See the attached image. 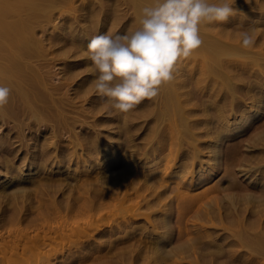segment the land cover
<instances>
[{
    "label": "bare ground",
    "instance_id": "bare-ground-1",
    "mask_svg": "<svg viewBox=\"0 0 264 264\" xmlns=\"http://www.w3.org/2000/svg\"><path fill=\"white\" fill-rule=\"evenodd\" d=\"M76 1L77 0H0V86L8 87L11 90L7 103L3 107H0V125H5L8 129L6 132L2 131L3 133H0V172L2 173V170H4L6 174L11 176V179L8 178L9 181L6 180L4 183L0 184V264H23L26 260L28 263L30 251L33 250L35 253V251H39L41 248V251H44L46 250L45 248L49 246H51L52 252L48 253L46 250L45 257L41 256L45 258L48 264H50L51 260L54 258L53 256L58 253L62 254L64 259L53 264H86V262L90 264H136L138 262L137 264H140L142 262L141 260H143V262L146 261V264H234L239 260V255L232 258L231 261L230 258L226 260V256H228L227 252L229 251L224 247L227 248V246H225V243L224 246L218 243L220 239L226 240L228 236L233 237L227 242L228 246L237 244H241V246L243 245L244 247L245 245L247 247L250 246L254 248L253 251L255 253L259 252L258 255L260 256L261 254L263 259L264 223L260 221L259 214H262L264 211V128L259 130L257 127L259 131L256 132L255 137L253 136V142L249 145V148L251 147L253 150L255 146H259L258 151L261 153L259 154L260 158L258 157V161L252 158L256 164L254 161L252 163L250 159H247V167L239 170L237 167L235 168V166L229 168L227 165L228 169L226 170H228V172L225 170L227 172V174L226 172L225 174L227 178H229L227 186L221 188L223 186L217 184V186H215L214 184L219 191L223 189V191H225V189H227V191L228 189L235 190L237 188L240 190L242 188L244 192L243 187L239 185L240 182L238 178H236V172L238 170V172L241 171L245 174L249 173L250 177L255 175V177L258 178L259 181L256 179V183L259 187H257L258 191H256L259 194L257 192H255L256 195L245 192L243 197L238 194V196L241 197L239 199L236 195H232V192L229 194L225 193V195H223L225 201L222 202V204L219 201L221 198L220 195V198L218 197V203L214 201V203L209 204L210 200H214V198H211L209 202L208 199L204 202L203 200L206 199L204 198L206 195L202 193L203 195L201 196L191 195L192 198L189 196L190 200L188 199L189 202L185 206V204H183L184 190H182L183 188L181 187L175 190L178 191L175 193L176 200L181 199L176 207L172 204L167 207L168 203H164L163 206L161 205V211L157 214H160L159 217L153 218L152 216H148L146 220L142 222H140L141 220H137L140 222V225L135 226V224L134 227L132 226V228L127 231L124 237L116 238H113L112 234L116 233L118 224H122V222L126 221H124V219L123 221L119 220L117 224L114 223V225L112 223L118 220V214V216L116 215V219L112 220L107 217H98L96 214L97 211L98 213L100 211L101 215V208L112 203V201L108 203L110 200H107L105 201L107 202L105 205L104 200H106V198H111L112 194H120L122 190H125L128 194L130 188H135V183L138 185L139 181L137 180L140 179L142 173L146 174V176L151 175L152 172H146L147 170L142 171L141 168L137 167L138 164L136 165V161L145 160V164L152 158L156 159L160 157V162H162L170 157L166 162L168 163L176 160L178 156L179 158L181 156H187V161H181L182 163L178 166L181 170L176 175L180 177L184 172L185 174L189 173L191 175L184 186L188 183L191 186H194L200 181L202 183L204 178L207 179L212 175L211 171L214 172L220 169L224 159L222 152L224 149L221 148V140L226 136H230V131H236L237 128H243L246 123H250L251 118L256 116L259 109L261 107L264 108L262 104V102H264V86H259V84L255 85L252 82L245 85H240L239 83L240 86H237L235 81L238 78L239 70L242 68H244L243 70H247L252 64H260L262 66L260 67V72L262 71L264 73V44L260 43L261 40L264 42V30L257 28L258 21L255 22L256 20L252 25H249V21L257 14L264 16V0H235L232 4L234 14L227 20L201 23L199 26V34L203 43L201 47L195 50L191 55L194 57H203V64L205 67L204 73L206 72L208 75L211 74V76L213 74V77H218L222 81L219 83L221 86L220 89L223 91L221 92L220 98L212 101H205L203 104L204 108H209V110L211 108L215 109L219 108L221 103L225 101L229 102L230 104L226 103L225 105H230L233 115L238 112L242 113H240L241 118H239V121H235V124H232L229 122L230 120H224L228 118V114L224 116V113H227L230 109L224 112L219 108V113L212 114L214 111H212V115L205 113L207 114V118H202L200 122H196V119L192 118L195 116L193 114H195L196 109L189 107L190 100L184 97L186 86L175 76L177 69L175 67L173 72L174 79L159 86L158 95L155 98L145 99L136 106V108L139 107L140 111L145 109L142 111V114L139 113L140 111L138 112V110H136L137 112H135L137 115H135V113L130 117L137 116L136 118H140L141 116L142 118L145 116L146 110H149L147 107H149L151 103H155V108H152V106L149 108L153 109L150 111L155 113L156 116V118H151V121L153 120L155 124H157L153 129L148 128L149 130L143 138V142H138V134H136L137 136L135 137V133L130 132L132 129L133 131L135 129L133 127L134 123L132 125H129L131 123L130 121V123H127V119H130L128 117L129 112L126 117L124 116L125 121L120 125V131L122 130V133L126 134V138L122 140V143L123 147L125 145V148L128 149L121 155L115 150L113 151V154L116 153L115 156L111 160H105L108 162H105L106 165L111 162L120 161V174H115L116 172L113 170L115 173L109 176L101 175L104 172L101 173L98 171L97 168L99 165H97L94 170H91L90 173L86 172L85 169H79L84 162H93L94 156H100V153L107 151L104 147H107V144L111 142H109L110 140L106 141V135L102 137L103 131L101 126L104 122L103 118H96L92 123H84L83 120V122L81 121L82 118L78 110L79 107H75V104L77 105V98L74 96V103L73 97L71 98L70 95H68V89L67 92L64 90L66 86L64 87L62 83L63 80L61 83H57L53 80L52 68L50 67L49 59L46 57L45 53L44 40L37 34V28L41 27L44 20L50 17V13L53 9H62L64 7L73 8ZM212 1L217 2V0H211V2ZM122 2L126 3L127 7L132 8L131 12H129V9L125 11V15L129 14L130 16L124 23V29L126 30V28L130 27L132 28L131 30H134L139 27L138 21L141 15V9L145 6L153 5L155 0H122ZM87 3L83 1V3L78 6L75 5L74 7H76V9L80 7L86 9L85 7H89L88 5H95L91 0L88 5ZM102 6H106V3ZM238 6L243 8V14L242 12L240 13L242 14L240 15L241 17H238L239 14L237 15L236 12ZM101 10L104 11V8ZM91 12L94 13L92 16H95L97 13V11H92V9ZM115 14L118 13L115 12ZM115 17H117V15H115ZM118 18L115 19L117 20ZM103 23H101L100 27H95L94 23L90 27L91 29H96V31H102L105 28V24ZM114 24H116V21ZM262 25H264V23ZM239 29L244 30L240 31ZM245 31L249 32L255 40L254 45L248 49L242 46L241 33ZM114 32L115 31L111 30L109 33L118 34V32ZM88 37L89 38L84 40L78 38L77 35H73L72 39L70 36L65 38L67 42L72 44L69 51H72V48H87L88 43L94 36L90 35ZM256 46L260 48L256 49ZM78 63L90 65L91 61L86 57ZM88 70L92 71L91 74L96 75L91 67ZM70 77L71 75L68 76V78ZM84 87L85 86H79L78 89L76 88V94L80 96V93L87 94L88 91L89 93L92 91L90 90L92 89L91 86H89V88L87 86L86 88L88 89H83ZM241 94L242 96H252V104H249L250 106L244 103L242 99H246L247 97L243 96L244 98H241ZM249 96L248 98H250ZM222 100L225 101L223 102ZM220 101L221 103L219 104ZM100 103L101 101H99V104ZM222 105H220V107H222ZM109 106L110 105H108V108L110 109L111 106ZM141 107H143V109ZM94 108L90 110H94ZM251 108L255 110L252 114ZM96 109L94 111H96ZM90 110L88 109L87 112ZM94 111L91 112H93V114L99 112L98 110L96 112ZM132 111H134V109ZM216 112L217 111H215V113ZM119 114L121 116L122 113ZM117 115L115 116L117 117ZM148 115H150V112ZM83 116L84 115H82V117ZM77 123H80V129H78ZM201 124L206 128H203L208 134H205L206 137L209 136L205 142L207 144L205 146L211 147L210 150L213 154V156H211L213 162L209 163L208 172L202 170V173L199 174L196 181L194 180V178H196L194 176V173H196L194 171L195 168L192 169V167L198 162L202 165L204 163L200 156L201 143L199 144L197 142H200V139L195 136V128L197 130ZM167 128L171 129L169 130L170 132L166 131L168 130ZM170 140L174 142V146H177V148H171V153L169 155L164 152L166 150L165 142H171ZM169 145L171 144L169 143ZM225 145L227 146L226 143ZM20 150L22 151L21 153H19ZM80 150L83 151V153H81ZM243 157L246 156L244 155ZM20 159L23 160L22 164L18 163ZM208 160L209 159L206 161ZM26 161L30 164V167H33V170H35L31 174H25L24 167ZM66 161L75 164L76 168L69 169L71 165L68 164L69 170H66L67 172L62 171L58 174L63 177L62 180L64 181H58L54 174L48 172L49 165L55 164L59 168V163L62 162L63 164L66 163ZM243 163L244 162H242V165ZM154 166L157 165H153L150 168L153 170ZM156 168L160 167L157 166ZM53 170H55V167ZM60 170L63 169L60 168ZM100 170H102V168H100ZM163 172L162 170V173ZM95 175L99 176V180H97L98 178L96 180L93 178ZM45 176L46 178L49 176L51 181H44ZM60 176L58 177L60 178ZM155 177L157 178V175ZM91 178L96 182H93ZM146 180L148 181L147 178L145 180H140L142 181L140 184L144 185H142L144 188H141L142 186L140 187V189H144L143 191H145L147 186L145 185L147 183ZM11 181H14V184L11 187H7ZM43 181L45 183H43ZM161 181H163H159L161 184L166 182L164 180ZM237 182H239V184ZM173 187L174 186H172V189L175 188ZM136 188V191H138L139 187ZM164 189L160 188L155 195L156 198L157 196L159 197L156 199L159 203H161L159 200L162 199L160 198L161 194L166 190ZM248 189L250 188L248 187ZM252 191L253 189L251 192ZM171 192L173 194V191ZM39 193H43V197L39 196ZM132 193L130 194L132 195ZM123 194L125 195V193ZM123 194L121 195L123 196ZM140 194L141 193L138 191V195ZM149 195L150 194H148V196ZM30 196H32V198H30V201H27V198ZM58 196L62 197L59 198ZM202 196H204V199ZM200 198L203 199L202 202L208 204L204 209L198 211L199 213H197V211L195 212V214L197 213L194 216L195 219H192V222L189 224L188 221H186V212H188L190 208L196 205L198 206L199 201H201ZM114 199L115 197H113V200ZM124 200H126V198ZM202 202H200V204H202ZM132 204L134 205V203ZM148 204L147 206H149ZM188 206L189 209H186ZM246 207L249 208V211H247L251 217L254 214L259 215V217L256 218L258 219L257 221H251V219H249L250 217L248 218L249 215L243 217L239 216L240 214L242 215L241 211H244ZM109 209H111V207ZM221 209L225 210L226 213L224 214L225 211L223 212ZM35 213L38 215L33 216ZM227 217L228 219H230V217L232 218L229 221ZM203 219L207 221L204 222ZM213 220H218L217 223L221 226L223 233H220L218 229H211L215 224ZM188 224L194 227L195 230L191 231L189 226H187ZM232 225H236L238 229ZM255 225L259 226L254 228ZM238 235L242 238L238 237L240 239L237 240L235 236ZM184 237L187 239L183 240L185 239ZM207 237H211V239H206ZM175 240L181 241L176 246L170 247V244ZM128 241H134L135 244L133 243V246L135 248L129 249L128 247L129 250L125 249L124 252L120 251L121 243L122 246L125 247L123 243ZM130 243L132 244V242ZM131 244L130 246H132ZM255 253L252 254L256 255ZM223 256L226 258L225 261L223 260L222 262L220 260ZM39 260L41 259L39 258ZM41 262L43 261L41 260Z\"/></svg>",
    "mask_w": 264,
    "mask_h": 264
},
{
    "label": "rangeland",
    "instance_id": "rangeland-1",
    "mask_svg": "<svg viewBox=\"0 0 264 264\" xmlns=\"http://www.w3.org/2000/svg\"><path fill=\"white\" fill-rule=\"evenodd\" d=\"M83 1L85 2V3H87L88 1L90 2V0H77L76 1V4L75 5H80L81 3H83ZM91 1H93L94 3H95V5L93 6V5H88V3H87V5L90 7H85L86 9H84V8H82V7H80L79 9L77 8L76 9V7H74L73 6V8L75 9H73L72 7H64V8H62V9H53L52 11H51V15H50V17L47 19V20H44V22H43V25L41 26V27H38L37 28V34H38V36L39 37H42L43 38V40H44V45H45V53H46V57L49 59V62H50V67L52 68V72H53V76H54V78H53V80L55 81V82H57V83H61L62 82V80H63V84H64V87L66 86V88H64V90L67 92V89H68V95H70V97L72 98L73 97V101H74V103H75V97L77 98L76 99V102H77V105L75 104V107L77 106V107H79V113H81V121L83 120L84 121V123H92L93 121H94V119H96V118H99V117H101V118H103V120H104V122H103V124H104V126H103V124H102V126H101V129H102V131H103V135H102V137H105V135H106V141H108V140H110L109 142H111V143H109V144H107V147H104V149L106 148L107 149V151H104V153H100V156H94V161L93 162H91V161H87V162H84L83 164H82V166H81V168H79V169H82V170H84L85 169V171L86 172H89L90 173V171L91 170H94V168H96V166L97 165H99L98 166V171H100L101 173H103V174H101L102 176H109V175H113L115 172V174H117V173H119V172H121V165H120V161H118V162H111L110 164H107L106 165V163H108L107 161H105L106 159H112L114 156H115V154L116 153H114L113 154V151H115L116 150V152L117 153H119L120 155L121 154H124L125 152H126V150L128 149V148H125L126 146L124 145V147H123V143H122V140L123 139H125L126 138V134L125 133H122L123 131L121 130L120 131V125H122L123 123H124V118L126 117V115H128V117L130 118L131 116H133V114H135L137 111L136 110H138V112L140 111V109H139V107L138 108H134V111H132V110H130L129 111V113L127 114V113H125V115H124V113H122L121 114V116H120V114L118 113V115H117V113H116V110H114V109H112L111 110V108L109 109L108 108V103H107V98H104V100H103V98L100 96V95H98L95 91H94V88L92 87V81L95 79V75H93V74H91L92 73V71H90V70H88V69H90V67L92 68V66H91V64L90 65H83V64H80V63H78L79 61H81L82 59H84V58H86L87 56L85 55V53L87 52V48L86 47H83V49H75V48H72V51H69V49H71L70 47H72V44L70 43V42H67L66 40H65V38H67L68 36H70V38L72 39V36L73 35H77V37L78 38H82V40H84V39H86V38H89L88 36H96V35H100V34H105V33H109L111 30H113V31H115L114 33H117L118 32V34H124V33H126V32H128V31H130L132 28H126V30L124 29V23L128 20V18H129V14H127V15H125V11L126 10H128L129 9V12H131L132 11V8H129V7H127V4L126 3H123L122 2V0H91ZM213 2V1H212ZM104 3H106V6H102ZM246 7V6H245ZM248 7V6H247ZM102 8H104V11L103 10H101ZM91 9H92V11H97V13H96V15L95 16H92L94 13L93 12H91ZM94 9V10H93ZM105 9H106V11H105ZM242 7H240V6H238L237 8H236V12H237V15H238V17H241L240 15H242L243 14V11H242ZM99 11V12H98ZM115 12L116 13H118V14H115ZM242 12V14H240ZM104 13V14H103ZM113 13H114V15H113ZM115 15H117V17H115ZM119 17V18H118ZM47 18V17H46ZM115 18H118L117 20L115 19ZM45 19V18H44ZM256 20V21H255ZM116 21V24H114V22ZM252 21V22H251ZM257 22L258 21V26H257V28L258 29H260V30H264V25H262L263 23H264V16H261L260 14H257L256 16H254L253 18H252V20H250L249 21V25H252V23L253 22ZM104 22V23H103ZM260 22V23H259ZM94 23V26L95 27H100V25H101V23H103V24H105V28H104V30H102V31H96V29L94 30V29H91V27L90 26H92V24ZM82 25V26H81ZM86 25V26H85ZM81 26V27H80ZM260 27V28H259ZM87 28V29H86ZM118 30V31H117ZM240 31H243V30H241V29H239ZM71 32V33H70ZM66 35H67V37H66ZM64 38V39H63ZM63 39V40H62ZM260 43H262V44H264V42H263V40H261V42ZM257 46H259V45H257ZM256 46V49L257 48H260V47H257ZM242 59V58H241ZM237 60V59H236ZM239 60V59H238ZM183 62V63H182ZM202 63V64H201ZM257 65V66H256ZM203 67V68H202ZM260 67H262L260 64H252V66H250L247 70H243L244 68H242V69H240L239 70V75H238V80L236 79L235 81H236V85L237 86H240V85H242V84H250L249 82H252L253 84H255V85H257V84H259V86H264V73L261 71L260 72ZM176 72H175V76L177 77V78H179L181 81H182V83L184 84V86H186V88H185V90H186V92L184 93V97H186V98H188L190 101H189V107L190 108H194V109H196V111H195V114H193V115H195V116H193L192 118H194V119H196V122H200L201 121V119L202 118H207V114H210V115H212V114H217V113H219L218 112V109L219 108H221L222 109V111H224L225 112V110H229L230 109V105L228 106V105H225L226 103L227 104H230L229 102H226L225 100V102L224 103H221V101L219 102V104L220 105H222V107L223 108H225V109H223L222 107H220V105H219V108H211L210 110H209V108H204V102L205 101H212V100H214V99H219L220 98V95L222 94L221 92H223V91H221V89H220V82H222L221 80H220V78H218V77H213V74H212V76H211V74L210 75H208V73H204V69H205V67H204V64H203V57H201V56H196V57H194V56H190V57H188V58H185V59H181L178 63H177V65H176ZM254 71V72H253ZM260 74V75H259ZM71 75V77L70 78H68V76H70ZM88 75V76H87ZM257 76H260V77H257ZM66 77V78H65ZM88 77H90V78H88ZM242 77V78H241ZM252 77V78H251ZM249 78V79H248ZM258 78V79H257ZM241 79V80H240ZM244 79V80H243ZM260 79V80H259ZM67 82V83H66ZM238 82V83H237ZM239 83H240V85H239ZM79 86H85L83 89H85L87 86H88V88H89V86H91V88L92 89H90V90H92L90 93H89V91H88V93L87 94H82V93H80V96L79 95H77L76 94V88L78 89L79 88ZM225 86V85H224ZM88 88H86V89H88ZM64 91V92H65ZM72 95V96H71ZM86 95V96H85ZM75 96V97H74ZM90 96V97H89ZM241 96V98H244L243 96H245V95H243L242 96V94L240 95ZM249 96V95H248ZM248 96H245V97H247L246 99L244 98V99H242V100H244V103H246V105L247 106H250L249 104H252V96H249L250 98H248ZM89 97V98H88ZM249 99V100H248ZM251 100V101H250ZM99 101H101V103L99 104ZM92 102V103H91ZM104 103V104H103ZM105 103H107V104H105ZM79 104V105H78ZM92 104H93V108L94 107H96V108H98V109H96V108H94V110L96 109V111L98 110L99 112L98 113H94L93 114V112H91V111H94V110H90V109H93L92 108ZM262 104H263V106H264V102H262ZM81 105V106H80ZM84 105V106H83ZM99 105V106H98ZM101 105V106H100ZM106 105H107V107H106ZM150 105V104H149ZM148 105V106H149ZM98 106V107H97ZM151 106H152V108H155V103L153 104V103H151V105L149 106L150 108H151ZM110 107V106H109ZM149 107H147L149 110H146V114H145V116H143L142 118H141V116H140V118L138 119V118H136V117H132V118H134V119H132V118H130V119H127V123L129 122L130 124L129 125H132L133 123H134V129L135 130H137L138 128V130L137 131H133V129L130 131L131 133L133 132V133H135V137L137 136L136 134H138V142H143V138L145 137V135H146V133L148 132V128H150V129H153L154 128V126H156V124H155V121H151V118L153 119V117H155L156 118V116H155V113H153L152 111H150V110H153V109H150ZM229 107V108H228ZM84 108V109H83ZM86 108V109H85ZM142 109H143V107H141ZM228 108V109H227ZM90 110V111H88L87 112V110ZM141 109V110H142ZM261 109H263V110H261ZM75 110H76V108H75ZM145 109H143L142 111H144ZM231 110V109H230ZM226 111L227 113H224V116L225 115H227L228 114V118L227 119H224V120H230L229 122L230 123H232V124H235V121H239V118H241V114L239 113H236V114H232V110L231 111ZM251 110H252V112H251V114L252 113H254L255 112V110H254V108H251ZM83 113H85V114H83ZM85 111V112H84ZM96 111H94V112H96ZM136 111V112H135ZM142 111H140L139 113L140 114H142L143 112ZM147 111H148V113H147ZM212 111H214L213 113H212ZM215 111H217L216 113H215ZM78 112V111H77ZM114 112V113H113ZM134 112V113H133ZM149 112H150V115H148L149 114ZM152 112V113H151ZM262 112V113H261ZM205 113H207V114H205ZM212 113V114H211ZM257 113H259V114H257ZM256 113V116H254V117H252L251 118V121H250V123H246L244 126L247 128V130H246V128L243 126V128H245V129H243L242 127V129L241 128H237L236 129V131L235 130H233V131H230L229 133V135L230 136H226L224 139H222L221 140V148L222 149H224V151H222L223 152V157H224V159H223V162H222V165H221V167H220V169L217 171H211L212 172V175L211 176H209L207 179H205L204 177V179L202 180V183H201V181L200 182H197V184H195L194 186H191V185H189V183L188 184H186L185 186H184V184L186 183V181H188V179L190 178V174L188 173V174H185V172L182 174V176H176L177 175V173L181 170L180 168H178V166H180V163H182V162H186L187 161V159H186V157L187 156H181L180 158H179V156H178V158L176 159V160H173V161H171V162H168V163H166L167 161H168V159L170 158H168L167 160H165V161H162V162H160V157L158 158H156V159H151L149 162H146L145 164H144V162H145V160H142V161H136L135 163H136V165L138 164V166L137 167H139V168H141L142 169V171L144 170V171H146V172H152L151 173V175L150 176H146V174H144V173H142L141 174V176H140V179L139 180H137V181H139V183H138V185H136V183L134 184V186H135V188L133 189V188H130L129 189V191H128V194H129V196H128V194L125 192V190H122L121 192H120V194L119 193H116V195L115 194H112V197L111 198H109V199H107L106 198V200H104V202L105 201H107V200H110V201H108V203L109 202H111L112 201V203H109V205L107 204V202H105V205L106 206H104L103 208H101V215H100V211H99V213H98V211H97V216L99 217H104V218H110V220H112V219H116V217L118 216L119 218H117L118 220H115V221H113V223L112 224H117V222L120 220H122L123 221V219H124V221H126V222H122V224H118V228L116 229V233H114V234H112V236H113V238H116V237H124V235H126V233H127V231H129L131 228H132V226L134 227V225L135 226H138V225H140V222H142L143 220L145 221L146 220V218L148 217V216H152L153 218H157V217H159L160 216V214L159 215H157L161 210L160 209H162V207H161V205L163 206V204L164 203H168V205H167V207L168 206H170L171 204L174 206V207H176L177 206V204L179 203V201L181 200V199H178V200H176V194L175 193H177L178 191H175V190H177V189H180L181 187L183 188L182 190H184V200H183V204H185V206L187 205V203L189 202L188 201V199L190 200V197H191V195L193 196V195H203V194H205L204 196H202V198L204 197V198H206L205 200H203L202 198H200V200L201 201H199V203H198V206H197V208H196V206L195 207H193V208H190L189 209V206L186 208V209H189V211L188 212H186L187 214V216H186V218H187V220L186 221H188V223L190 224L191 222H192V219H195V215L197 214V213H199L198 211H200L201 209H204V207L205 206H207V204L208 203H204V202H206L207 201V199H208V202H209V200L211 199V198H214V200L213 199H211L210 200V203L209 204H212V203H214V201H216L217 203H218V197L220 198V196H221V198L223 197V195H225V193L226 194H229V193H231L232 195H236L239 199L241 198V197H243L244 196V194H245V192L246 193H252V194H255V192H257L258 191V188L257 187H259L258 185H257V181H259L258 180V178H256L255 177V175H253V176H251L250 177V174L249 173H247V174H245L244 172L242 173L241 171H239L238 172V170L239 169H241V168H246L247 167V165H248V161H247V159L249 160L250 159V161H252V163H253V161H254V159H252V158H255V160L256 161H258V157H259V154H261L259 151H258V148H259V146H255V148H254V150L257 152H255L251 147L249 148V145L253 142V136L255 137V135H256V132H258L261 128H264V108L263 107H261L260 109H259V111ZM261 113V114H260ZM87 114V115H86ZM205 114V115H204ZM223 114V113H222ZM82 115H84L83 117H82ZM115 115H117V117L115 116ZM135 115H137V113L135 114ZM134 115V116H135ZM233 115V116H232ZM237 115V116H236ZM90 116V117H89ZM125 116V117H124ZM147 116H149V117H147ZM259 116V117H258ZM88 117V118H87ZM122 117V118H121ZM84 118V119H83ZM113 118V119H112ZM117 118H118V120H117ZM235 118V119H234ZM256 118V119H255ZM258 118V119H257ZM122 119V120H121ZM138 119V120H137ZM145 120V121H144ZM147 120H148V122H147ZM154 120H156V119H154ZM254 120V121H253ZM82 121V122H83ZM81 122V123H82ZM123 122V123H122ZM154 122V123H153ZM196 122H195V124H196ZM217 122V121H216ZM215 122V123H216ZM118 123H119V125H118ZM144 123V124H143ZM148 123V124H147ZM252 123V124H251ZM260 123H261V125H260ZM1 124V123H0ZM78 125V129H80L81 128V126H80V123H77ZM251 124V125H250ZM148 125V126H147ZM197 125V124H196ZM216 125H217V123H216ZM262 125H263V127H262ZM150 126V127H149ZM203 125L201 124L199 127H198V129L196 130V128H195V136L196 137H198L199 139H200V142L199 141H197L199 144L201 143V145H200V156H201V160L204 162L203 163V165L202 164H200L199 162L195 165V166H193L192 167V169H194V171L196 172V173H194V176L196 177V178H194V180H196L197 181V179H198V176H199V174H201L202 173V170H204V171H206V172H208V167H209V163H212L213 162V158L211 157V156H213V154H212V152H211V147L210 146H205V145H207L205 142H206V140L208 139V137H206V135H208L207 134V132H206V128L203 126ZM233 126H235V125H233ZM261 126V127H260ZM106 127V128H105ZM118 127V128H117ZM132 127V128H133ZM142 127V128H141ZM257 127H258V129H257ZM42 128H44V127H42ZM203 128H205V129H203ZM168 130H166V131H169V130H171V129H169V128H167ZM255 129V130H254ZM8 129H7V126H5V125H3V126H1L0 125V133H3V132H6ZM205 130V131H204ZM3 131V132H2ZM239 131V132H238ZM121 132V133H120ZM137 132V133H136ZM170 132V131H169ZM235 132V133H234ZM238 132V133H237ZM248 132V133H247ZM106 133V134H105ZM108 134V135H107ZM197 134H199V135H197ZM206 134V135H205ZM140 135H142V136H140ZM248 135V136H247ZM119 136V137H118ZM114 139H113V138ZM251 139H250V138ZM110 138V139H109ZM227 138V139H226ZM245 138V139H244ZM227 140V141H226ZM121 141V142H120ZM137 141V140H136ZM171 141V140H170ZM227 144V146L225 145V143ZM245 142V143H244ZM247 142V143H246ZM166 143V150H165V154H169L170 155V153H171V148L172 149H175V148H177V146L175 147L174 146V142H169V141H166L165 142ZM169 143L171 144V145H169ZM205 143V144H204ZM237 143V144H236ZM202 144H203V146H202ZM242 144V145H241ZM244 144V145H243ZM246 144V145H245ZM247 144H248V146H247ZM112 145V146H111ZM167 145H168V147H167ZM169 146H170V148H169ZM187 146V145H186ZM185 146V147H186ZM204 148V149H203ZM247 148V149H246ZM227 149V150H226ZM246 149V150H245ZM250 149V150H249ZM252 149V150H251ZM124 150V151H123ZM247 151V152H245V151ZM81 151V150H80ZM80 151H79V153H80ZM244 151V152H243ZM251 151H254V152H251ZM22 151L20 150V152L19 153H21ZM106 152V153H105ZM259 152V153H258ZM81 153H83V151H81ZM251 153V154H250ZM255 153V154H254ZM105 154V155H104ZM237 154V155H236ZM95 155H97V154H95ZM99 155V154H98ZM103 155V156H102ZM246 156V157H243V156ZM250 155V156H249ZM253 155V156H252ZM239 156V157H238ZM240 156H241V158H240ZM252 156V157H251ZM102 159H101V158ZM139 157V156H138ZM237 157V158H236ZM247 157H251V158H247ZM99 158H100V160H99ZM185 158V159H184ZM236 158V159H235ZM244 158V159H243ZM260 158V157H259ZM98 159V160H97ZM207 159H209L208 161H206ZM230 159V160H229ZM240 159V160H239ZM246 159V160H245ZM212 160V161H211ZM236 160H237V162H236ZM244 160V161H243ZM22 161L23 160H21L20 159V161H18V163L20 164H22ZM40 161H42V160H40ZM151 161H153V162H151ZM155 161V162H154ZM182 161V162H181ZM226 161V162H225ZM239 161H240V163H241V165H240V163H239ZM62 162H65V161H62ZM62 162H60L59 163V168L55 165V164H51V165H49V169H51V170H49L48 169V172H51L52 174H54L55 175V178L56 179H58V181H64V180H62L63 179V177L62 176H60V175H58V174H60V172H62V171H64V172H67L66 170H69V169H75L76 168V165L75 164H72L71 162L69 163L68 161H66V163H63L62 164ZM106 162V163H105ZM166 164H165V163ZM177 162V163H176ZM242 162H244L243 163V165H242ZM255 162V161H254ZM100 163V164H99ZM104 163V164H103ZM141 163V164H140ZM152 163V164H151ZM160 163V164H159ZM226 163V164H225ZM233 163V164H232ZM68 164H70L71 165V167L69 168V165ZM223 164H225V165H223ZM232 164V165H231ZM236 164H238V165H236ZM255 164H256V162H255ZM254 164V165H255ZM92 165V166H91ZM153 165H157L158 167H160V168H156L157 166H154V168H153V170L150 168L151 166H153ZM200 165V166H199ZM227 165L229 166V168L230 167H234L235 166V168L237 167L238 168V170H237V172H236V174H237V177L236 178H238V181L240 182V184H239V182H237L241 187H243V190H244V192L242 191V188L240 189V190H238V188L237 189H235V190H233V189H228V191H230V192H228L227 191V189H225V191H219V190H217L216 189V187L215 186H217V185H219V186H223V187H221V188H225L226 186H227V184H228V179L229 178H227V176H226V174H227V172H228V170H226V169H228V167H227ZM223 166V167H222ZM226 166V167H225ZM54 167H55V170H53L54 169ZM64 167V168H63ZM90 167V168H89ZM105 167V168H104ZM165 167H167V168H165ZM57 168V169H56ZM60 168L61 169H63V170H60ZM69 168V169H68ZM93 168V169H92ZM100 168H102V170H100ZM161 168H163V169H161ZM222 168V169H221ZM224 168V169H223ZM119 169V170H118ZM165 169V170H164ZM0 170H1V168H0ZM24 170H25V174H31L32 172H34L35 170H33V167H30V164H28L27 163V161H26V163H25V167H24ZM30 170H32V171H30ZM60 170V171H59ZM106 172H105V171ZM115 172H114V171ZM149 170V171H148ZM162 170L164 171L163 173H162ZM227 172H226V171ZM3 172L0 174V184L1 183H4V181H9V179H11V176L10 175H8V174H6V172L4 171V170H2ZM113 171V172H112ZM118 171V172H117ZM216 172V173H215ZM225 172H226V174H225ZM107 173V174H106ZM155 173V174H154ZM162 173V174H161ZM105 174V175H104ZM120 174V173H119ZM144 174V175H143ZM235 174V175H236ZM99 175V174H98ZM157 175V178L155 177ZM58 176H60V178L58 177ZM189 176V177H188ZM164 177V178H163ZM167 177V178H166ZM202 177V176H201ZM9 178V179H8ZM46 180H45V179ZM43 179H44V181H46V182H48V180L49 181H51V178L48 176L47 178H46V176L44 177ZM95 180L97 179V180H99V176H97V175H95L94 177H93ZM147 178L148 179V181H147V183L145 184V185H147L148 186V188H147V186H146V188H145V191H143L142 189H140V187L143 185H141L140 183H142V181H140V180H145V179ZM155 178V179H154ZM171 178V179H170ZM181 178V179H180ZM92 179V178H91ZM94 179H92V181L93 182H96ZM109 179V178H108ZM164 180V181H166V182H164V183H160V182H163V181H161V180ZM221 179V180H220ZM256 179H257V181H256ZM2 180V181H1ZM156 180H159V181H156ZM168 180H169V182H168ZM191 180V179H190ZM237 180V179H236ZM43 181V183H45ZM57 181V180H56ZM156 181V182H155ZM255 181V182H254ZM151 182V183H150ZM160 184H159V183ZM174 182V183H173ZM227 182V183H226ZM144 183V182H143ZM167 183H169V184H167ZM200 183V184H199ZM254 183H256L255 185H253ZM11 184V185H10ZM14 184V181H11V183L9 182V185L7 186V187H11L12 185ZM139 184H140V186H139ZM164 184V185H163ZM178 184H180V185H178ZM214 184H215V186H214ZM217 184V185H216ZM226 184V185H225ZM248 184V185H247ZM170 185V186H169ZM144 186V185H143ZM141 187V188H144V187ZM163 186V187H162ZM172 186H174L173 188L174 189H172ZM184 186V187H183ZM225 186V187H224ZM136 187H139V189H138V191H139V193H141L140 195H138V191H136ZM166 187V188H165ZM171 187V188H170ZM248 187L251 189H253V191L251 192V190L250 189H248ZM153 188V189H152ZM164 189L165 191H163V193L161 194V196H160V198H162V199H160L159 201L161 202V203H159L156 199H158L159 197L157 196V198L155 197V195L158 193V190L159 189ZM169 188V189H168ZM189 190H188V189ZM156 189H157V191H156ZM134 190V191H133ZM173 191V194H172V192L171 191ZM236 190H237V192H236ZM248 190V191H247ZM255 190V191H254ZM257 190V191H256ZM124 191V192H123ZM153 191V192H152ZM133 192V193H132ZM136 192H137V194H136ZM149 192V193H148ZM152 192V193H151ZM170 192V193H169ZM224 192V193H223ZM228 192V193H227ZM260 192V191H259ZM123 193H125V195H126V197H125V195L123 194ZM130 193H132V195L130 194ZM203 193V194H202ZM207 193V194H206ZM209 193V194H208ZM220 193V194H219ZM258 193V192H257ZM43 193H39L38 195L39 196H41V197H43V195H42ZM121 194H123V196L121 195ZM148 194H150L149 196H148ZM172 194V195H171ZM210 194H212V195H210ZM218 194V195H217ZM238 194H239V196H241V197H239L238 196ZM259 194V193H258ZM59 195V194H58ZM122 197H121V196ZM153 195V196H152ZM163 195V196H162ZM208 195H209V197H208ZM220 195V196H219ZM256 195V194H255ZM32 196H34V195H32ZM32 196H30L29 198H27V201H30V198H32ZM137 196V197H136ZM139 196V197H138ZM173 196V197H172ZM190 196V197H189ZM44 197H46V196H44ZM59 198L60 197H62V196H58ZM110 197V196H109ZM113 197H115V201L113 200ZM117 197V198H116ZM143 197V198H142ZM34 198V197H33ZM126 198V200H124ZM129 198V199H128ZM170 198V199H169ZM172 198V199H171ZM175 198V199H174ZM192 198V197H191ZM219 199V201L221 202V204H222V202H224L225 200H224V197L222 198L223 199V201H222V199ZM117 199V200H116ZM123 199V200H122ZM128 199V200H127ZM133 199V200H132ZM152 199H153V201H152ZM121 202H120V201ZM142 200V201H141ZM144 200V201H143ZM150 200H151V203H153V204H151L150 203ZM156 200V201H155ZM162 200V201H161ZM169 200V201H168ZM171 200V201H170ZM177 202H176V201ZM202 200L204 201V202H202ZM117 201V202H116ZM128 201V202H127ZM134 203V205L131 203ZM134 201V202H133ZM147 201H149V202H147ZM125 202V203H124ZM154 202H155V205H154ZM172 202V203H171ZM200 202H202V204H200ZM219 202V203H220ZM38 203V202H37ZM123 203V204H122ZM149 203V204H148ZM119 204H121V205H119ZM147 204L149 205V206H147ZM150 204H151V206H150ZM130 205V206H129ZM134 207H133V206ZM137 205V206H136ZM153 205V206H152ZM136 206V207H135ZM155 206V207H154ZM111 207V209H109ZM147 207V208H146ZM154 207V208H153ZM263 207H264V205H263ZM145 208V209H144ZM153 208V209H152ZM195 208V209H194ZM186 209H184V210H186ZM193 209V210H192ZM245 209H246V211H245ZM244 209V211H241L242 212V215L240 214L239 216L241 217H243V216H248V218L249 219H251V221H257L258 219H256V218H258L259 217V215H260V221L262 222V223H264L263 221V219H264V211L262 212V214L260 213L259 215H257V214H254V215H252V217L250 216V214H249V208L248 207H246ZM104 210V211H103ZM105 210H107V211H105ZM248 210V211H247ZM197 211V213L195 214V212ZM221 211H225V210H222L221 209ZM126 212H128V213H126ZM193 212V213H192ZM106 213H107V215H106ZM109 213V214H108ZM192 213V214H191ZM226 213V211L224 212V214ZM36 214V213H35ZM33 215V216H37L38 214H36V215ZM99 214V215H98ZM118 214V215H117ZM123 214V215H122ZM137 214V215H136ZM150 214H152V215H150ZM246 214V215H245ZM117 215V216H116ZM122 215V216H121ZM132 215V216H131ZM128 216V217H127ZM123 217H125V218H123ZM231 218L232 217H230V219H228V217H227V220H231ZM188 219H190V220H188ZM129 220V221H128ZM137 220H141L140 222H138ZM203 221L204 222H206L207 220L206 219H203ZM217 221L218 220H213V222L215 223L214 225H213V227L211 228V229H218L219 230V232L221 233H223V230H222V228H221V226L217 223ZM228 221V222H229ZM250 221V220H249ZM136 222V223H135ZM114 224V225H115ZM133 224V225H132ZM187 225V226H189V228L191 229V231H193V230H195V228L194 227H192V226H190V225ZM209 224V223H208ZM226 224H228V223H226ZM258 224V223H257ZM231 225V224H230ZM148 226V225H147ZM150 226V225H149ZM209 226H211V225H209ZM232 226H234L235 228H237L238 229V227H236V225H232ZM257 226H259V225H255L254 226V228H257ZM109 227V226H108ZM122 227V228H121ZM192 227V228H191ZM215 227V228H214ZM221 228V229H220ZM110 229V228H109ZM221 230V231H220ZM112 236H111V238H112ZM185 237H187V236H185ZM184 237V238H185ZM238 237H241V236H235V238L238 240V239H240V238H238ZM108 238V237H107ZM230 238L232 239L233 237H227L226 238V240L224 239H220L219 240V242L218 243H220V245L222 246H224L225 244V246H227V248L226 247H224L225 249H227L229 252H227V254H228V256H223V258L220 260V261H222L223 262V260L225 261V258H226V260H229L228 258H230V261L232 260V258H235V256H237V255H239L238 257H239V260L238 261H236V263H234V264H264V258L262 259V255L260 254V256L258 255V253H255L254 251H253V249L254 248H252V247H247L246 245H245V247L242 245L241 246V244H237V245H227V242H229L230 241ZM242 238V237H241ZM187 238H185V239H183V240H186ZM206 239H211V237H207ZM177 240H175V241H173V243H175ZM180 241L181 240H179V241H177L175 244H170V247H173V246H176L178 243H180ZM130 242H132V244L130 243ZM133 243H134V241H128V242H126V243H123V244H125V247H123L122 246V243H121V245H120V251H122V252H124V250L126 249H128V247H129V249L130 248H133L134 246H133ZM225 243V244H224ZM128 244V245H127ZM130 244L132 245V246H130ZM135 244V243H134ZM135 248V247H134ZM252 250H251V249ZM42 249V248H41ZM41 249L39 250V251H35V253H34V251L32 250V251H30V253H29V255H28V257H30V258H28V263H27V260H26V262H24L23 264H48V262L45 260V254H46V252H52L51 251V246H49V247H47V248H45L46 250H42L41 251ZM44 249V248H43ZM123 249V250H122ZM128 249V250H129ZM46 251V252H45ZM42 252V253H41ZM53 252H54V250H53ZM257 252V251H256ZM37 253V254H36ZM252 253H255L256 255H254V254H252ZM226 254V255H227ZM38 255V256H37ZM56 255H57V258H56ZM55 256H53L52 258V260H51V262H50V264H53V263H55V262H59L60 260H63L64 258H63V256H62V254H60V253H58V254H56ZM60 255V256H59ZM41 256H44V257H41ZM229 256H231V257H229ZM254 256V257H253ZM257 256V257H256ZM38 257V258H37ZM60 257V258H59ZM62 257V258H61ZM243 257V258H242ZM260 257V258H259ZM39 258L43 261V262H41V260H39ZM256 259V260H255ZM260 259H262V260H260ZM56 260V261H55ZM58 260V261H57ZM255 260V261H254ZM142 262L140 263V264H144V262H145V264H146V261H144L143 262V260H141ZM47 262V263H46ZM226 262H228V261H226ZM241 262V263H240ZM93 263V262H92ZM138 263V262H137ZM136 263V264H137ZM232 263V262H231ZM83 264V263H82ZM85 264V263H84ZM86 264H90L89 262H86ZM135 264V263H134ZM226 264V263H225Z\"/></svg>",
    "mask_w": 264,
    "mask_h": 264
},
{
    "label": "clouds",
    "instance_id": "clouds-1",
    "mask_svg": "<svg viewBox=\"0 0 264 264\" xmlns=\"http://www.w3.org/2000/svg\"><path fill=\"white\" fill-rule=\"evenodd\" d=\"M235 0H155L141 9L139 27L124 34H100L87 45L94 91L119 113H127L145 99L158 95L159 86L174 79V69L201 47L199 26L225 21L234 14ZM242 46L255 40L241 33ZM10 88L0 86V107Z\"/></svg>",
    "mask_w": 264,
    "mask_h": 264
}]
</instances>
